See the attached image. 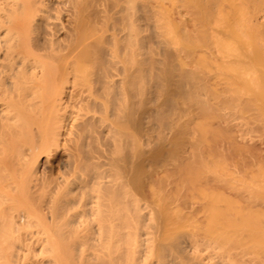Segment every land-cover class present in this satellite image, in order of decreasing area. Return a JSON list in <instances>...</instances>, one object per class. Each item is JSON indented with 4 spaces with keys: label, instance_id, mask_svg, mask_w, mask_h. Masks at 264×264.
I'll return each mask as SVG.
<instances>
[{
    "label": "bare ground",
    "instance_id": "6f19581e",
    "mask_svg": "<svg viewBox=\"0 0 264 264\" xmlns=\"http://www.w3.org/2000/svg\"><path fill=\"white\" fill-rule=\"evenodd\" d=\"M260 36L264 0H0V264H264Z\"/></svg>",
    "mask_w": 264,
    "mask_h": 264
},
{
    "label": "rangeland",
    "instance_id": "374dc122",
    "mask_svg": "<svg viewBox=\"0 0 264 264\" xmlns=\"http://www.w3.org/2000/svg\"><path fill=\"white\" fill-rule=\"evenodd\" d=\"M167 3V2H166ZM168 5V4H167ZM254 15V17L252 18V16ZM174 16H176V15H174ZM259 16H260V14H256L255 12L253 13V14H251V18L253 19L252 21V25L255 27L257 24H259L261 21H256L255 19H257V18H259ZM217 28H218V30H219V26H216ZM216 29V28H215ZM219 36L220 37H225V35L223 34V32H221V28H220V30H219ZM227 36V38H230L228 35H226ZM258 41L260 40V44H261V46H262V48H263V46H264V36H260V39H257ZM261 41H262V43H261ZM209 45V44H208ZM210 48V47H209ZM211 48H213V47H211ZM210 48V49H211ZM205 49V48H204ZM209 49V51H210V53L209 52H207V50H208V48L207 49H205V52H206V56H208L209 58H210V55L209 54H211V52L213 51V49L212 50H210ZM215 49V48H214ZM214 51H216V53L218 54V55H220V53H219V51L218 50H214ZM215 53V52H214ZM215 53V54H216ZM216 54V55H217ZM212 56H213V53L211 54ZM222 55V54H221ZM234 55V57H232ZM223 56V55H222ZM229 56H231V57H229ZM228 56V58L227 59H229L230 58V61L232 60V61H234V62H232V63H237L238 61H240L241 59H243V56H237V54H232V55H229ZM214 57V56H213ZM213 57H211V58H213ZM217 57H219V56H217ZM216 58V57H215ZM223 58L221 57V60H222ZM226 58H225V60H227ZM212 60H214V59H211V61ZM217 60L218 61H220V58H217ZM235 60H237V61H235ZM223 61H224V59H223ZM222 61V62H223ZM210 62V61H209ZM213 62V61H212ZM221 62V61H220ZM219 62V63H220ZM228 62H229V60H228ZM231 63V62H230ZM212 64V63H211ZM210 64V65H211ZM214 65V64H213ZM212 67H214L215 68V66H212ZM214 68H213V71H212V73L211 74H213L215 71H214ZM250 127H253V130L255 131L254 133H252V132H250L249 133V136H250V139H252V140H250V139H248L247 141L246 140H244L243 141V144L244 143H246V144H248V145H250V146H252L251 148L252 149H254L255 150V153H253L255 156H264V153L262 152L263 150H264V145H262V141L264 140V135L262 136V138L260 137H258V135H260V132H258L257 130H256V125L255 124H251L250 125ZM243 128H245V130L247 129V126L245 125V126H243ZM243 128H242V130H243ZM257 131V132H256ZM252 135V136H251ZM263 139V140H262ZM264 143V142H263ZM258 147V148H257ZM259 149V150H258ZM262 150V151H261ZM50 167L48 166V169H49ZM253 170L255 169V168H252ZM54 174H56L57 173V169H55L54 170ZM251 170L250 169H248L245 173H247L249 176H250V178H248V180H249V182H251V178H252V175H251ZM245 173L244 174H242V175H245ZM246 174V175H247ZM57 175V174H56ZM55 175V176H56ZM242 175L240 176V177H242ZM245 175V176H246ZM248 176H246V178H247ZM243 179V178H242ZM247 180V179H246ZM246 183H247V181H246Z\"/></svg>",
    "mask_w": 264,
    "mask_h": 264
}]
</instances>
